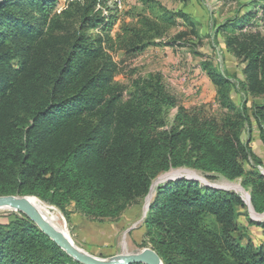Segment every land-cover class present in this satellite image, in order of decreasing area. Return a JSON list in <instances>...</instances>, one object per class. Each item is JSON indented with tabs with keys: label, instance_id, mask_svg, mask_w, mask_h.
I'll return each mask as SVG.
<instances>
[{
	"label": "trees",
	"instance_id": "trees-1",
	"mask_svg": "<svg viewBox=\"0 0 264 264\" xmlns=\"http://www.w3.org/2000/svg\"><path fill=\"white\" fill-rule=\"evenodd\" d=\"M9 4L13 14L3 11ZM18 5L0 3L1 34L14 40L23 31L12 47L0 40V197L34 196L62 208L73 202L89 216L114 220L172 171L216 173L228 181L246 176L242 161L252 153L241 139L250 122L246 109L223 127L181 110L169 126L166 108L173 101L159 80L125 97L111 57L93 37L79 35L66 47V28L54 19L65 13L52 16L54 2L35 1L36 23L20 16ZM85 16L88 30L105 22ZM141 25L152 30L151 23ZM113 27L110 21L103 26L110 48L122 41L127 52L141 53L150 45H129L132 39L126 45L131 35L141 41L132 28L109 37ZM251 61L249 89L264 95V48ZM251 176V205L261 215L264 175ZM156 194L142 227L164 264H264V246L243 244L248 231L240 218L249 215L238 194L187 177L162 184ZM24 218L0 222V264H81ZM210 218L213 230L206 226ZM249 225L264 230V223L249 219Z\"/></svg>",
	"mask_w": 264,
	"mask_h": 264
},
{
	"label": "rangeland",
	"instance_id": "rangeland-1",
	"mask_svg": "<svg viewBox=\"0 0 264 264\" xmlns=\"http://www.w3.org/2000/svg\"><path fill=\"white\" fill-rule=\"evenodd\" d=\"M17 1L20 16L36 23L39 17L36 10L39 6L34 5L36 0ZM51 1L55 3L49 9L52 16L65 13L54 19L66 28V47L71 46L79 35H84L89 41L93 37L97 41L95 46L111 57L109 64L114 81L125 88V97L151 79L153 83L159 80L173 101V105L166 108L169 126L175 124L181 110L196 113L202 119L215 121L223 127L229 120L234 122L246 109L250 122H244L241 139L252 150L251 155L242 161L245 177L228 181L216 173L203 174L188 169L172 171L162 175L161 181V177L155 181L149 198L136 201L114 220L89 216L73 202L64 203L62 208L36 197L46 206L53 223L66 232L78 249L102 260H121L146 249L155 251L142 227L148 208L156 200V192L162 184L187 177L200 181L202 187L238 194L248 206L249 215L240 218L248 231L243 244L264 246L263 228L249 225V219L264 223V218L253 215L248 204L251 202V174L264 175V166L259 165V162L264 165V95L252 94L246 73L248 67L254 65L251 61L253 56L264 48V0ZM3 11L13 14L15 7L9 4ZM85 12L97 19L100 16L105 22L94 24L88 30ZM166 16L167 21L164 20ZM143 20L151 23L152 30L142 31ZM108 21L114 23L109 37L123 35V30L132 28L140 35L141 41L131 35L126 45L130 39L129 45L144 42H150V45L141 53L127 52L122 41L110 48L103 29ZM226 22H229L227 29H220ZM159 33L161 36H157ZM22 34L23 31L18 30L15 39L8 40L0 32V40L4 41V48L12 47ZM19 65V59L10 62L13 69H18ZM24 216L11 209H0V222L4 224L25 219ZM206 226L211 230L216 228L211 218Z\"/></svg>",
	"mask_w": 264,
	"mask_h": 264
},
{
	"label": "water",
	"instance_id": "water-1",
	"mask_svg": "<svg viewBox=\"0 0 264 264\" xmlns=\"http://www.w3.org/2000/svg\"><path fill=\"white\" fill-rule=\"evenodd\" d=\"M178 171V170H176ZM171 173V172H170ZM168 175V174H166ZM163 177L159 180L161 181ZM195 179V178H188ZM154 186V185H153ZM150 197V196H149ZM148 197V198H149ZM251 213L264 218V215H257L249 201ZM8 208L16 212H20L28 217L50 240H52L61 250L68 256L81 264H164L159 255L151 250L146 249L136 255H130L119 259L102 260L94 256H90L85 252L73 246L69 240L53 225L47 222L35 208H33L27 200V197L21 196H3L0 197V209ZM149 209V208H148Z\"/></svg>",
	"mask_w": 264,
	"mask_h": 264
},
{
	"label": "bare ground",
	"instance_id": "bare-ground-1",
	"mask_svg": "<svg viewBox=\"0 0 264 264\" xmlns=\"http://www.w3.org/2000/svg\"><path fill=\"white\" fill-rule=\"evenodd\" d=\"M28 202L30 203V205L35 208L37 210V212L47 221L49 222L51 225H53L55 227V229H57L59 232H61L68 240L69 242L74 246L73 242L71 241V239L69 238V236L66 234V232H64L63 230L59 229L54 223L53 221L48 217V213H47V208L44 205V203L40 202L39 199L34 198V197H27ZM1 209H8V208H1Z\"/></svg>",
	"mask_w": 264,
	"mask_h": 264
}]
</instances>
